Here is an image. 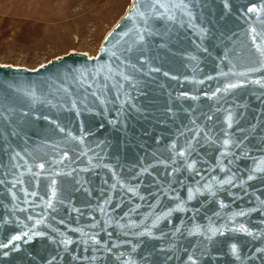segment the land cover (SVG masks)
Segmentation results:
<instances>
[{"label":"water","instance_id":"obj_1","mask_svg":"<svg viewBox=\"0 0 264 264\" xmlns=\"http://www.w3.org/2000/svg\"><path fill=\"white\" fill-rule=\"evenodd\" d=\"M0 264H264V0H132L96 57L0 64Z\"/></svg>","mask_w":264,"mask_h":264},{"label":"rangeland","instance_id":"obj_2","mask_svg":"<svg viewBox=\"0 0 264 264\" xmlns=\"http://www.w3.org/2000/svg\"><path fill=\"white\" fill-rule=\"evenodd\" d=\"M132 0H0V64L35 70L72 52L96 57Z\"/></svg>","mask_w":264,"mask_h":264},{"label":"bare ground","instance_id":"obj_3","mask_svg":"<svg viewBox=\"0 0 264 264\" xmlns=\"http://www.w3.org/2000/svg\"><path fill=\"white\" fill-rule=\"evenodd\" d=\"M84 54H86V53H84ZM86 55H88V54H86ZM89 56V55H88ZM90 57V56H89ZM15 67V66H14ZM15 68H21V67H15ZM23 68V67H22Z\"/></svg>","mask_w":264,"mask_h":264}]
</instances>
